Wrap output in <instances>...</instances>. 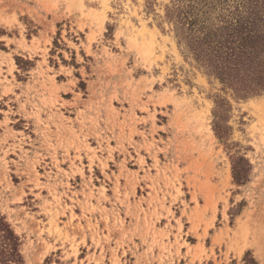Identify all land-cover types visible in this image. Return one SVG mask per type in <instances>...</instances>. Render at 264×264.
<instances>
[{"label": "rangeland", "instance_id": "rangeland-1", "mask_svg": "<svg viewBox=\"0 0 264 264\" xmlns=\"http://www.w3.org/2000/svg\"><path fill=\"white\" fill-rule=\"evenodd\" d=\"M171 4L0 0V210L26 264H264V92L188 57Z\"/></svg>", "mask_w": 264, "mask_h": 264}, {"label": "trees", "instance_id": "trees-1", "mask_svg": "<svg viewBox=\"0 0 264 264\" xmlns=\"http://www.w3.org/2000/svg\"><path fill=\"white\" fill-rule=\"evenodd\" d=\"M167 15L186 55L208 74L240 97L264 92V0H172ZM214 131L224 136L218 120ZM233 168L241 180V172ZM21 245L0 210V264H26Z\"/></svg>", "mask_w": 264, "mask_h": 264}]
</instances>
